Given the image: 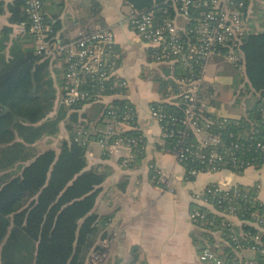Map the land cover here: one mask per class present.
<instances>
[{
    "label": "trees",
    "instance_id": "trees-1",
    "mask_svg": "<svg viewBox=\"0 0 264 264\" xmlns=\"http://www.w3.org/2000/svg\"><path fill=\"white\" fill-rule=\"evenodd\" d=\"M43 1L45 21L52 29L50 38L54 39L62 27L60 18L65 6L57 0ZM166 1L124 0L137 13L154 11L159 19L167 10L168 17L173 19V10L165 4ZM25 7V0H0V16L7 9L10 25L0 31V264H87L96 253L104 254L96 244L101 235L103 240L106 238L105 230L110 220V217H100L93 212L107 176L98 168L88 169L86 157L90 140L106 146L116 141L114 136L105 139L102 134L108 124L109 108L94 104L79 112L80 105L66 107L61 104L56 115L51 116L58 96L52 59L37 54L36 38L30 33L31 20ZM247 7L249 2L244 14L248 12ZM99 13V6L94 5L91 16ZM11 26H21L23 33L13 37ZM255 29L252 25L250 32L241 36L238 54L241 59L234 65L244 72L245 79L234 80L231 86L235 96L254 98V106L237 119L204 114L213 122L207 133L218 135L221 144L200 153L209 155L213 150L225 156L233 153L238 165L233 164L228 156L226 169L238 175L249 167L257 170L264 167V152L257 148L259 143L264 145V31L256 32ZM227 53L228 48L221 50V56ZM162 67L176 80L187 79L192 74L181 64ZM61 73L58 72L59 77ZM156 83L166 89V98L170 94L169 88L173 93L178 91L177 84L170 79H158ZM59 85L62 89V80ZM206 88V98L219 110L222 104L212 99V88ZM100 89H103L102 94L110 97L125 93L124 88L115 86L112 80L102 84L87 81L86 92ZM109 106L120 113L126 107L131 108L122 99H113ZM152 106L165 116L162 121L165 131L173 133L171 138L163 140L165 152L174 154L180 148L195 149L198 146L193 134L183 124L186 117L183 101L179 105L160 103ZM63 122L66 123L68 139L61 142L59 152L53 149L39 154L35 152L36 143L58 136ZM130 122L132 127L136 126V119ZM79 131L89 133L85 143L82 142L85 136H79ZM183 131H188L185 139L179 138ZM120 137L135 140L132 149L135 159L144 158L147 141L142 132L131 130ZM185 155L187 158L181 165L188 179L195 178L191 172L209 171L207 162ZM234 166L240 168L234 170ZM216 186L208 188L213 190ZM207 198L215 212L199 205H193L191 210V213L198 211L205 216V220L195 224L194 244L198 252L210 246L214 251L220 250L226 261H232L235 253L232 252L231 236H236L246 249H255L256 262L264 264V232L250 224L232 228L225 220L226 214L221 215L233 205L236 218L245 223H253L257 215L264 216V204L258 199L257 187L238 186L237 194L231 192L224 199L213 195ZM214 234L219 235L222 242L216 240ZM256 237L259 242L252 241ZM217 245L220 248H216Z\"/></svg>",
    "mask_w": 264,
    "mask_h": 264
},
{
    "label": "crops",
    "instance_id": "crops-1",
    "mask_svg": "<svg viewBox=\"0 0 264 264\" xmlns=\"http://www.w3.org/2000/svg\"><path fill=\"white\" fill-rule=\"evenodd\" d=\"M258 1L250 5L249 15L253 6L256 9ZM57 2H63L65 6L58 37L74 40L80 29L95 26L114 34L119 54L116 79L125 84V93L108 103L113 99H122L131 104L136 112V126L124 127L123 132L138 129L147 141L145 156L138 161L128 147L106 146L93 140L88 142V169L98 168L107 176L93 210L100 217H110L105 230L106 238L103 240L101 235L96 244L104 251L102 264H204L194 244L197 228L190 220L192 206L206 208L200 198L210 185L256 186L258 199L264 204V167L259 170L247 168L240 175L221 171L201 173L188 179L185 168L176 157L165 152L161 126L151 118L152 105L163 103L166 99V89L156 80L167 81L170 76L162 66L153 64L147 45L130 27L128 19L132 8L124 0ZM94 5L99 6L100 13L92 17ZM8 20L6 9L0 16V31L10 26ZM11 29L13 37L23 33L21 26H11ZM51 65L58 91L53 117L61 106V77L58 75L59 68L55 67L56 61ZM227 76L225 80L216 81L217 98L222 104L217 112L222 117L237 119L239 117L233 115L232 108L239 96L234 95L231 89L234 82ZM224 99L230 100L228 105ZM248 100L245 98L241 103L242 116L248 110ZM65 125V122L60 124L56 138L43 139L34 147L45 146L40 153L49 149L59 152L61 142L68 139ZM103 245L106 249L102 248ZM91 261L90 257L87 264H92Z\"/></svg>",
    "mask_w": 264,
    "mask_h": 264
},
{
    "label": "built area",
    "instance_id": "built-area-1",
    "mask_svg": "<svg viewBox=\"0 0 264 264\" xmlns=\"http://www.w3.org/2000/svg\"><path fill=\"white\" fill-rule=\"evenodd\" d=\"M253 1L255 0H167L165 4L173 10V19L168 17L167 10L159 19L154 11L137 13L132 9L129 15V25L147 45L153 64L159 67H173L181 64L187 71L192 72L187 79L176 80L173 76L169 77L177 84L178 91L173 93V89L169 88V97L163 101V103L174 105H179L183 101L186 106V117L183 124L193 134L198 144L195 149L180 148L174 152L173 155L180 164L187 158L185 154H190L193 158L209 164L210 169L205 173L230 171L226 169L229 164L228 156L231 157L233 164L238 165L233 153H228V156L217 150H213L209 155L200 153L203 149L217 147L221 144L218 135L207 133V129L212 126L213 122L204 114H218L217 109L211 106L205 96L206 87H210L214 92L212 99L218 100L217 80L207 76V66L213 57L221 56V50L224 48H228V53L224 57L231 59L234 64L240 61L239 45L241 36L248 30L245 21L250 16L249 8L247 7V14H244V9L247 2L250 7ZM25 4V12L31 20L30 33L36 38L37 54L52 59V62L56 61L57 67L62 72L63 88L60 104L66 107L80 105L79 112L85 111L94 104L108 106V124L102 132L104 138L109 139L114 136L116 140L114 146L133 149L136 145L135 140L120 137L124 133L123 128L132 127L130 121L136 119L133 106L129 104L131 108L126 107L120 113L116 108L110 109L111 102H108L112 98H118L122 93L110 97L102 94L103 89L97 92H86L88 80L90 83L98 84L112 80L115 86L125 87L124 83L116 79L119 54L114 34L101 26H95L91 31L80 29L74 40H63L58 37L51 39L52 29L45 21L44 1L25 0ZM259 4L264 7V0H261ZM150 114L151 118L161 126L162 139L171 138L173 133H167L162 126L165 116L160 111H155L153 106ZM187 132H180L181 137L179 138L185 139ZM78 134L85 136L82 141L85 143L89 133L79 131ZM257 148L264 152V145L261 143L257 145ZM236 149L238 150L239 146ZM234 168L236 170L240 167L234 166ZM190 174L196 177L201 173L191 172ZM231 192L237 194L238 186L217 185L213 190L206 188L200 200L208 210L215 212L207 196H221L224 199ZM234 212L235 207L232 205L221 213V215L226 214L225 220L232 228L241 224H250L260 232H264V216L257 215L253 223H245L238 220ZM190 220L195 225L199 220H205V216L195 211L190 213ZM214 236L216 240L222 242L219 235L214 234ZM252 241L259 242V237ZM231 243L232 252L235 253L232 261H226L220 250L214 251L210 246L199 253L200 261L204 264H258L253 256L254 248V250L246 249L236 236H231ZM215 247L220 248V245ZM102 248L106 249V245ZM103 260L104 254L96 253L91 262L102 264Z\"/></svg>",
    "mask_w": 264,
    "mask_h": 264
},
{
    "label": "rangeland",
    "instance_id": "rangeland-1",
    "mask_svg": "<svg viewBox=\"0 0 264 264\" xmlns=\"http://www.w3.org/2000/svg\"><path fill=\"white\" fill-rule=\"evenodd\" d=\"M252 25H255L256 32L264 31V7L261 4H259V1H258V5L256 6V9L253 6L252 13L248 17L247 21H245V26L248 29L246 30V33L250 32L249 30L251 29ZM55 67L57 68V65ZM58 72L61 73L60 70ZM226 75H228L227 78L230 77L232 78L231 79L232 82H234V80H237L239 82L241 79H243L242 70L237 69L231 59H228L224 56L213 57L209 65L207 66V76H209L210 78L215 77L218 81V79L220 80L222 78L223 80H225ZM236 83L237 82H235V84ZM229 101L230 100L227 101L226 99H224L225 104H227ZM242 102H243V97H239V99L232 108L233 115L238 116L239 118L242 117V105H241ZM254 103H255L254 98L248 100L247 103L248 108H252L254 106ZM43 149H45V146L38 145V147H34V150L37 153H40V151H42Z\"/></svg>",
    "mask_w": 264,
    "mask_h": 264
}]
</instances>
